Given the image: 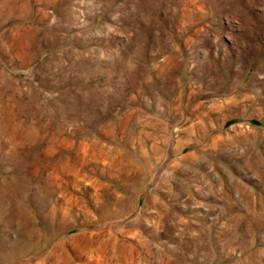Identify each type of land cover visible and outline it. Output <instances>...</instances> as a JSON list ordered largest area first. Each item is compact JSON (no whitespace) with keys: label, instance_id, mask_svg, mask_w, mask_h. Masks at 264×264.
Here are the masks:
<instances>
[{"label":"rangeland","instance_id":"rangeland-1","mask_svg":"<svg viewBox=\"0 0 264 264\" xmlns=\"http://www.w3.org/2000/svg\"><path fill=\"white\" fill-rule=\"evenodd\" d=\"M0 264H264V0H0Z\"/></svg>","mask_w":264,"mask_h":264}]
</instances>
